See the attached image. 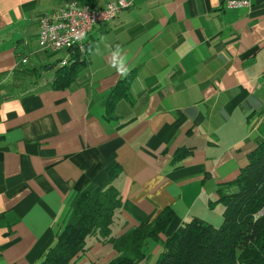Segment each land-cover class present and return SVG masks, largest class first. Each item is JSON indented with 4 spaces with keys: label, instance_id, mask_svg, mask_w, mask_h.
<instances>
[{
    "label": "crops",
    "instance_id": "1",
    "mask_svg": "<svg viewBox=\"0 0 264 264\" xmlns=\"http://www.w3.org/2000/svg\"><path fill=\"white\" fill-rule=\"evenodd\" d=\"M127 1L88 33L82 70L57 89L72 51L40 50L38 19L66 0H0V264H37L74 195L114 167L116 237L172 212L144 247L142 264H155L183 223L221 225L218 186L264 141V0L230 10L224 0ZM114 256L93 244L79 264Z\"/></svg>",
    "mask_w": 264,
    "mask_h": 264
},
{
    "label": "trees",
    "instance_id": "2",
    "mask_svg": "<svg viewBox=\"0 0 264 264\" xmlns=\"http://www.w3.org/2000/svg\"><path fill=\"white\" fill-rule=\"evenodd\" d=\"M80 47L69 49L72 57L55 72L54 88L66 89L75 82L85 64ZM188 155L181 151L175 159ZM119 173L114 167L102 184L88 183L74 195L63 229L46 246L37 264H79L93 244L112 246L115 256L105 264L146 261L147 241H160L172 212L165 209L153 222L116 237L121 199L114 182ZM216 193L218 198L211 205L222 206L221 225L215 227L199 219L183 223L162 242L155 264H264V141L247 154L235 179L220 184Z\"/></svg>",
    "mask_w": 264,
    "mask_h": 264
},
{
    "label": "built area",
    "instance_id": "3",
    "mask_svg": "<svg viewBox=\"0 0 264 264\" xmlns=\"http://www.w3.org/2000/svg\"><path fill=\"white\" fill-rule=\"evenodd\" d=\"M255 1L259 0H224V9L251 7ZM131 5L130 1L116 0L97 9L80 0H66L61 9L46 12L38 19V46L50 53L80 47L94 26L112 21ZM66 62L62 60L59 65Z\"/></svg>",
    "mask_w": 264,
    "mask_h": 264
},
{
    "label": "rangeland",
    "instance_id": "4",
    "mask_svg": "<svg viewBox=\"0 0 264 264\" xmlns=\"http://www.w3.org/2000/svg\"><path fill=\"white\" fill-rule=\"evenodd\" d=\"M215 216V215H214ZM218 220H221V218H219ZM221 222V221H220Z\"/></svg>",
    "mask_w": 264,
    "mask_h": 264
}]
</instances>
